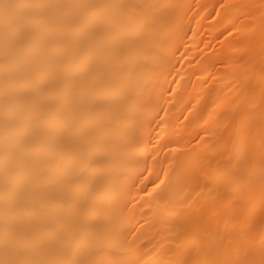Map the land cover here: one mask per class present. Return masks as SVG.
<instances>
[{"label": "bare ground", "instance_id": "1", "mask_svg": "<svg viewBox=\"0 0 264 264\" xmlns=\"http://www.w3.org/2000/svg\"><path fill=\"white\" fill-rule=\"evenodd\" d=\"M0 264H264V0H0Z\"/></svg>", "mask_w": 264, "mask_h": 264}, {"label": "rangeland", "instance_id": "2", "mask_svg": "<svg viewBox=\"0 0 264 264\" xmlns=\"http://www.w3.org/2000/svg\"><path fill=\"white\" fill-rule=\"evenodd\" d=\"M220 37H221V35H220Z\"/></svg>", "mask_w": 264, "mask_h": 264}]
</instances>
